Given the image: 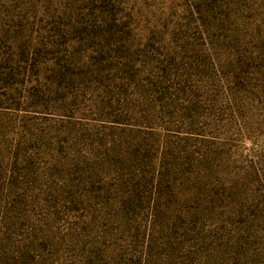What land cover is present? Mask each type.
<instances>
[{
  "label": "rangeland",
  "instance_id": "1",
  "mask_svg": "<svg viewBox=\"0 0 264 264\" xmlns=\"http://www.w3.org/2000/svg\"><path fill=\"white\" fill-rule=\"evenodd\" d=\"M0 264H264V0H0Z\"/></svg>",
  "mask_w": 264,
  "mask_h": 264
}]
</instances>
